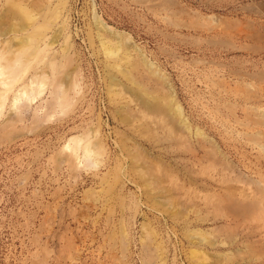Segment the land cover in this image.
Instances as JSON below:
<instances>
[{
  "label": "rangeland",
  "instance_id": "rangeland-1",
  "mask_svg": "<svg viewBox=\"0 0 264 264\" xmlns=\"http://www.w3.org/2000/svg\"><path fill=\"white\" fill-rule=\"evenodd\" d=\"M37 28L0 264H264V0H0V47Z\"/></svg>",
  "mask_w": 264,
  "mask_h": 264
},
{
  "label": "bare ground",
  "instance_id": "bare-ground-1",
  "mask_svg": "<svg viewBox=\"0 0 264 264\" xmlns=\"http://www.w3.org/2000/svg\"><path fill=\"white\" fill-rule=\"evenodd\" d=\"M259 5H257V6L259 7ZM256 12H258V11H256ZM258 13H260V12H258ZM260 22H261V20H260ZM103 28H105V27L103 26ZM39 32H40V30H39V28H37V29H34V32L33 33L31 32L27 37L19 38L20 40L18 42H16V44L18 43L16 46L15 45L12 46V43H13L12 40L8 39L6 41H3L4 45H2L0 47V116H1L3 106L5 104V101L7 99V96H8L7 94L9 92V90L21 78V76L23 75V73L25 72L27 67H30L29 66L30 62L34 58V55L36 54V52L39 50L38 55L40 56V54L44 53L45 50H47L49 48L50 44L48 42L46 44L44 43L45 45L41 49H38V45H39L38 44V36L40 35ZM218 34L221 36L226 35V34L220 33V32ZM246 36H248V35H246ZM246 36H244V37H246ZM102 43H106V40L103 39ZM35 59H36V57H35ZM33 61H35V60H33ZM68 77H69V75H68ZM45 83H46L45 71L42 69L38 72H35V74L30 78V80L25 85H23L21 88H19V90L16 91V93L14 94V96L12 98L13 100H11L12 106L14 108H16V106H17L16 103H18V101H20V100H25L24 102H26L27 104L32 103V101L34 99L39 98L42 95V93L44 92ZM62 88H63V91H61ZM64 89L65 88L61 86V81L56 83V86L53 88V94L57 96V99H59V102H63V100H64V94H63ZM61 93H62V96H60ZM18 108L19 107H17L15 109V112L20 110ZM72 141H73V144L75 146H78L79 142H80V138L72 140ZM89 145H91V144L87 143L85 145L86 147L84 148V155L86 154L87 158L91 155V153H94V152L98 153L99 152L98 149L95 150L94 147L92 148ZM67 146H69V145H67Z\"/></svg>",
  "mask_w": 264,
  "mask_h": 264
}]
</instances>
